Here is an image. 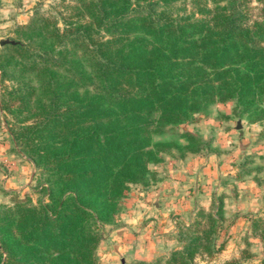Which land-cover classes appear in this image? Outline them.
Segmentation results:
<instances>
[{"label": "trees", "instance_id": "obj_1", "mask_svg": "<svg viewBox=\"0 0 264 264\" xmlns=\"http://www.w3.org/2000/svg\"><path fill=\"white\" fill-rule=\"evenodd\" d=\"M256 1L78 0L62 26L38 12L18 26L1 47V76L14 82L2 108L18 117L10 133L40 173L36 200L16 194L0 205V264H99L102 225L154 176L162 152L205 146L187 130L185 145L157 136L217 102L264 120V0ZM210 236L190 238L166 261L129 264H191Z\"/></svg>", "mask_w": 264, "mask_h": 264}, {"label": "rangeland", "instance_id": "obj_2", "mask_svg": "<svg viewBox=\"0 0 264 264\" xmlns=\"http://www.w3.org/2000/svg\"><path fill=\"white\" fill-rule=\"evenodd\" d=\"M77 1L42 0L35 6L31 18L37 12L52 15L62 26V18L69 16L70 8L75 6ZM250 3L252 6L257 5L256 0H251ZM19 25L7 31L6 38H17ZM2 46L0 45V54L3 52ZM13 85L12 80H3L0 71V141L11 144V153L18 155L19 157L15 156L18 159L22 158L21 155L29 158L10 133L18 117L2 108L3 100L8 99L7 91ZM234 109L233 101L226 104L214 103L204 113L197 115L195 121L172 126L163 135L156 137L157 140L185 145L187 140L181 135L187 130L197 135L205 146L200 152L192 155L182 156L177 149L171 151L173 154L162 152V160L151 165L154 176L146 184L137 187L157 185L166 180L169 169L184 172L187 166L194 167V162L202 175L198 174V177L196 174L195 177L191 176L192 180L189 182L174 186L179 194L172 198V207H166L164 210L165 216L150 205L148 213L152 216L139 218L145 223L146 230L137 245L138 252L142 254L137 253L136 246L129 242V251H125L124 263L118 257L116 264H129L138 259L152 260L157 257L166 261L173 250L183 248L186 241L203 235L204 231L211 232V236L199 241V248L192 261L190 260L191 264H264V120L252 123L246 115L239 117ZM238 121L241 122L240 128H237ZM246 161L249 162L247 166L244 165ZM1 163L2 160L0 165ZM211 163L217 170L220 166L223 167L222 171L225 172H219L209 178V172H205L204 168ZM35 168L33 186L29 190L23 192L0 187V205H11L16 194H29L33 199H37V179L40 171L36 166ZM4 170L11 174L7 167ZM137 187L128 192L116 221L101 227L102 240L96 250L99 264H106L103 259L106 251L102 250V244L108 228L122 224L121 217L130 210L129 200L135 195ZM189 194L191 196L185 198ZM220 207L224 218H221ZM211 213H214L217 219L213 225L208 223L206 217ZM162 217L166 221L165 225L169 224L166 228L172 225V231L166 232L162 228ZM196 221H199L201 226L187 235L186 227ZM209 245L212 247L211 251L205 248ZM151 246L155 247L153 252L148 251Z\"/></svg>", "mask_w": 264, "mask_h": 264}, {"label": "crops", "instance_id": "obj_3", "mask_svg": "<svg viewBox=\"0 0 264 264\" xmlns=\"http://www.w3.org/2000/svg\"><path fill=\"white\" fill-rule=\"evenodd\" d=\"M41 1L0 0V40L5 39L7 37L5 33L11 31L16 25L27 23L33 15L35 6L41 3ZM10 146L11 144L8 142L0 141V161L2 160L0 165V187H3L5 190L27 191L33 186V179L36 173L35 165L29 158L21 155L22 153H20L22 158L20 157L21 159H18V155L11 153ZM194 165V167H191V165L187 166L184 172H176L173 169H171V172L169 169L166 180L157 185L151 187L136 186L135 195L129 200L130 210L121 217L122 224L108 228V233L105 236L106 239L102 244V250L106 251L103 257L106 264H116L118 257L124 263V254L129 251V248H127L129 242L133 243L136 246L135 250H137V245L140 242L139 238L146 231L144 229L145 223L139 218L152 216L148 213L151 204L162 216H165L164 210L166 207L171 206L172 198L177 197L179 194V191L174 186L189 182L192 180L191 176L195 177L194 175L196 174L202 175L197 169L198 165L196 162H194ZM6 167L11 170V174L4 170ZM204 169L205 172H209V178L212 175L219 174V172H225L222 171L223 167L220 166L217 170L216 167L212 166V163ZM187 178L190 179L187 180ZM190 196L191 194L185 198H189ZM161 221L164 223L162 228L166 232L173 230L172 225L169 227L170 229L166 228L169 224L167 226L165 225L166 221L163 217ZM172 222L175 224L174 221ZM149 248L148 251L150 252H153L155 249L152 246ZM136 252L141 253L138 250Z\"/></svg>", "mask_w": 264, "mask_h": 264}, {"label": "water", "instance_id": "obj_4", "mask_svg": "<svg viewBox=\"0 0 264 264\" xmlns=\"http://www.w3.org/2000/svg\"><path fill=\"white\" fill-rule=\"evenodd\" d=\"M7 43H14V41L11 40V39H8V38L1 39V40H0V45H4V44H7ZM240 127H241V122L238 121L237 128H240Z\"/></svg>", "mask_w": 264, "mask_h": 264}]
</instances>
